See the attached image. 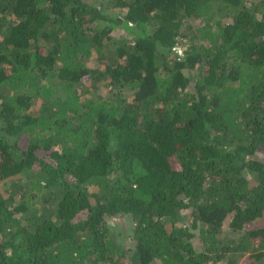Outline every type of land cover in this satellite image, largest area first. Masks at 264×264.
Masks as SVG:
<instances>
[{
    "label": "trees",
    "instance_id": "1",
    "mask_svg": "<svg viewBox=\"0 0 264 264\" xmlns=\"http://www.w3.org/2000/svg\"><path fill=\"white\" fill-rule=\"evenodd\" d=\"M118 215L133 264H264V0H0V264H124Z\"/></svg>",
    "mask_w": 264,
    "mask_h": 264
},
{
    "label": "rangeland",
    "instance_id": "2",
    "mask_svg": "<svg viewBox=\"0 0 264 264\" xmlns=\"http://www.w3.org/2000/svg\"><path fill=\"white\" fill-rule=\"evenodd\" d=\"M91 1H96V3H98V1H100V0H91ZM113 11L115 13H118L119 15H124V13H125L124 10H119V8H114ZM186 22L194 24L193 20H187ZM119 32H120V30H119ZM183 42H185V41H183ZM87 63H88V65L90 67H93V68L99 67V64L94 59H90ZM185 73L189 74L190 76H192L194 78L195 77L197 78L196 75L198 73V70H189V71L185 70ZM86 86L88 87L87 91H90V94H91L92 97L97 95V94H99L101 99H107V98L110 97L111 94H113V91L111 92V87L106 85L105 83H102V82L96 83V84H94L92 86H90V84H87ZM88 96H89V94H87V97ZM124 96H125V99L129 101L132 98V92L131 91L126 92L124 94ZM39 105H40V103L36 102L33 107L34 108H38ZM20 177H22V183H25V181H27V179L30 180V178H31L30 176H27V177L20 176ZM50 203H51V201H48L46 204L50 205ZM227 222H228V220L223 225L224 227L222 229L223 230L222 238H225V239H237L240 234L230 233L228 231V227L226 225ZM108 223H109L112 231L114 232V234L118 238V241L121 243V245H123V248L125 250H127V253H126V256H125V259H124V264H133L134 262H132L133 260H132L130 255L133 252L132 248H133L134 242H133V240L131 238V235H130V233H131V230H130L131 223H130L129 218L127 216L118 215V216H115V217L109 219ZM256 225H258V223L254 224V226H256ZM192 231L197 233V229H193ZM193 242H194V245L197 248L200 247L199 243H198L199 244L198 245V244L195 243L194 240H193ZM233 258L236 259L235 264H242L243 256H235ZM151 264H160V262L155 260ZM220 264H227V260H223L222 262H220Z\"/></svg>",
    "mask_w": 264,
    "mask_h": 264
}]
</instances>
